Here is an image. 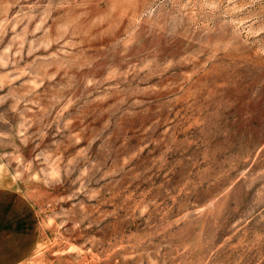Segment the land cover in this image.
Masks as SVG:
<instances>
[{"label":"rangeland","instance_id":"rangeland-1","mask_svg":"<svg viewBox=\"0 0 264 264\" xmlns=\"http://www.w3.org/2000/svg\"><path fill=\"white\" fill-rule=\"evenodd\" d=\"M16 264H264V0H0V185Z\"/></svg>","mask_w":264,"mask_h":264},{"label":"crops","instance_id":"crops-1","mask_svg":"<svg viewBox=\"0 0 264 264\" xmlns=\"http://www.w3.org/2000/svg\"><path fill=\"white\" fill-rule=\"evenodd\" d=\"M33 209L24 195L0 185V264H16L33 246Z\"/></svg>","mask_w":264,"mask_h":264}]
</instances>
